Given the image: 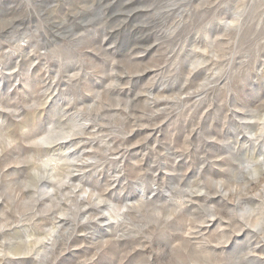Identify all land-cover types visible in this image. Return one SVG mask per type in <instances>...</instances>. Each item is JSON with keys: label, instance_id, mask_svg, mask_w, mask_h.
Instances as JSON below:
<instances>
[{"label": "rangeland", "instance_id": "obj_1", "mask_svg": "<svg viewBox=\"0 0 264 264\" xmlns=\"http://www.w3.org/2000/svg\"><path fill=\"white\" fill-rule=\"evenodd\" d=\"M0 264H264V0H0Z\"/></svg>", "mask_w": 264, "mask_h": 264}, {"label": "bare ground", "instance_id": "obj_2", "mask_svg": "<svg viewBox=\"0 0 264 264\" xmlns=\"http://www.w3.org/2000/svg\"><path fill=\"white\" fill-rule=\"evenodd\" d=\"M39 143H44L45 145H47V146H51V145H54L55 144V142H56V138H55V136L54 135H49V136H47V137H44V138H41L39 141H38ZM59 182V181H58ZM48 183V181H45L44 182V184H47ZM46 188H48V187H46ZM52 192L53 191H50V192H47L46 193V195H50V198H52L53 197V195H52ZM45 195V194H44ZM83 207V206H82ZM55 226V225H54ZM53 232V231H52ZM52 234V233H51ZM27 252V251H26Z\"/></svg>", "mask_w": 264, "mask_h": 264}]
</instances>
